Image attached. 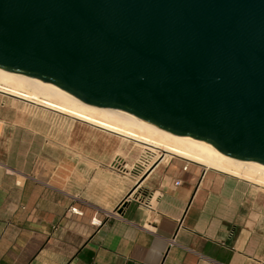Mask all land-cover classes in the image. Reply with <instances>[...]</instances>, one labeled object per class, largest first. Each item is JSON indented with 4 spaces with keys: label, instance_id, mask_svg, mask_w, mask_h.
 <instances>
[{
    "label": "water",
    "instance_id": "obj_1",
    "mask_svg": "<svg viewBox=\"0 0 264 264\" xmlns=\"http://www.w3.org/2000/svg\"><path fill=\"white\" fill-rule=\"evenodd\" d=\"M0 69L264 167V0H0Z\"/></svg>",
    "mask_w": 264,
    "mask_h": 264
},
{
    "label": "crops",
    "instance_id": "obj_2",
    "mask_svg": "<svg viewBox=\"0 0 264 264\" xmlns=\"http://www.w3.org/2000/svg\"><path fill=\"white\" fill-rule=\"evenodd\" d=\"M4 108L0 264H264V207L241 195L246 189L233 178L217 177L203 189L197 169L171 160L158 166L150 184L183 210L152 209L134 199L119 213L135 184L114 165L119 155L47 157L42 181L35 175L37 155L3 153L11 134L6 137ZM8 123L14 133L20 129ZM94 217L101 226L92 224Z\"/></svg>",
    "mask_w": 264,
    "mask_h": 264
},
{
    "label": "bare ground",
    "instance_id": "obj_3",
    "mask_svg": "<svg viewBox=\"0 0 264 264\" xmlns=\"http://www.w3.org/2000/svg\"><path fill=\"white\" fill-rule=\"evenodd\" d=\"M0 93L29 103L34 113L43 117V121L55 112L134 142L144 148V155L136 163H143L153 157V160H159V166L168 157L176 156L197 164L204 168L200 182L203 189L212 186L218 181L217 177H221L224 183L226 179L234 178L264 190V167L194 147L172 132L153 129L110 108L86 104L53 85L29 79L19 72L0 69ZM158 166L138 182L151 190L146 200L147 207L160 209L172 205L183 210V204L178 206L177 200L153 190L150 180L158 172Z\"/></svg>",
    "mask_w": 264,
    "mask_h": 264
},
{
    "label": "rangeland",
    "instance_id": "obj_4",
    "mask_svg": "<svg viewBox=\"0 0 264 264\" xmlns=\"http://www.w3.org/2000/svg\"><path fill=\"white\" fill-rule=\"evenodd\" d=\"M1 95L0 106L5 107L2 109L1 116L6 121V137L8 131L11 132L6 140L5 148H2L3 153L5 155H37L33 163L36 168L35 175L42 181L46 180L47 169L50 166L47 165L46 158L52 156L57 158L60 155H119L114 165L122 173L134 176L136 161L144 155V148L141 146L63 114L53 112L43 121V117L34 113L29 103L6 94ZM11 121L20 124V127H16L20 129L15 133L14 128H11L8 123ZM171 160H179L184 163V166L190 165L197 169L199 177L204 172L203 167L176 156L168 157L165 163ZM126 164L128 166L124 167ZM233 180L245 187V194L241 193V195L247 196L246 198L251 201L261 202L264 207L262 188L257 189L243 180L234 178ZM145 193L148 194L147 189Z\"/></svg>",
    "mask_w": 264,
    "mask_h": 264
},
{
    "label": "built area",
    "instance_id": "obj_5",
    "mask_svg": "<svg viewBox=\"0 0 264 264\" xmlns=\"http://www.w3.org/2000/svg\"><path fill=\"white\" fill-rule=\"evenodd\" d=\"M159 160L155 159L153 160V157L149 158L146 161H143V163H136L135 170H134V177L137 178L135 181L134 187L131 189L128 196L121 202V204L118 206L121 207L123 202L126 204L131 202L134 199H138L140 203L146 204L147 197L149 195L145 193V186L138 184V182L153 168L158 166ZM188 168L187 165L184 166V169L186 170ZM182 183L181 180H176L175 185H180ZM117 208V210H118ZM73 212L78 215H82L83 211L80 209H77L75 207L72 208ZM103 221L97 217H94L92 219V224L95 226H101Z\"/></svg>",
    "mask_w": 264,
    "mask_h": 264
}]
</instances>
